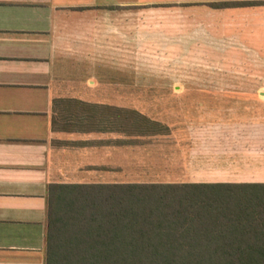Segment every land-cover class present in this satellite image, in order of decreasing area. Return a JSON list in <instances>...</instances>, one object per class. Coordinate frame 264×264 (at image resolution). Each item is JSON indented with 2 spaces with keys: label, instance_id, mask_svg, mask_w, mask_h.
<instances>
[{
  "label": "crops",
  "instance_id": "obj_1",
  "mask_svg": "<svg viewBox=\"0 0 264 264\" xmlns=\"http://www.w3.org/2000/svg\"><path fill=\"white\" fill-rule=\"evenodd\" d=\"M225 2L252 4L211 5ZM202 3L204 115L220 129L201 159L176 145L165 160L171 132L111 127L110 83L71 80L109 49L110 0H0V264H44L51 185L264 184V0Z\"/></svg>",
  "mask_w": 264,
  "mask_h": 264
},
{
  "label": "trees",
  "instance_id": "obj_2",
  "mask_svg": "<svg viewBox=\"0 0 264 264\" xmlns=\"http://www.w3.org/2000/svg\"><path fill=\"white\" fill-rule=\"evenodd\" d=\"M46 212L44 264H264V184L51 185Z\"/></svg>",
  "mask_w": 264,
  "mask_h": 264
},
{
  "label": "rangeland",
  "instance_id": "obj_3",
  "mask_svg": "<svg viewBox=\"0 0 264 264\" xmlns=\"http://www.w3.org/2000/svg\"><path fill=\"white\" fill-rule=\"evenodd\" d=\"M203 1L145 0L137 7L138 0H110L109 49L100 42L99 51L87 59L93 64L92 74L71 78L110 83L111 127L123 124L133 131L171 132L157 139L163 143L165 160L177 153L172 150L176 145L181 160L190 153L201 159L202 133L220 129L218 122L210 123L204 115ZM227 125L223 122L221 129H229ZM172 158L178 159L177 154Z\"/></svg>",
  "mask_w": 264,
  "mask_h": 264
}]
</instances>
